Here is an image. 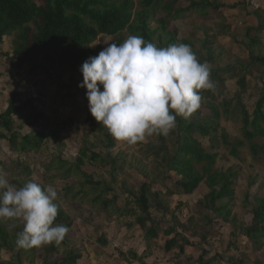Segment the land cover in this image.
Listing matches in <instances>:
<instances>
[{
  "label": "trees",
  "instance_id": "trees-1",
  "mask_svg": "<svg viewBox=\"0 0 264 264\" xmlns=\"http://www.w3.org/2000/svg\"><path fill=\"white\" fill-rule=\"evenodd\" d=\"M179 1L0 0V45L4 38L13 37L12 58L20 66L27 64L32 71L45 70L47 74L49 71H59V78L66 72L76 75L81 73L82 64L89 57L99 54L101 47L92 50V44L102 38L121 44L127 39L123 34L127 33V37L141 35L146 42L157 47L181 43L188 45L200 63L206 62L211 66L210 79L214 83L213 89L199 90L201 105L193 114L176 116V126L168 135L153 134L155 140L142 148L145 163L130 158L128 168L135 171L142 182L137 188L127 182L131 176L126 169L128 156L114 154L117 140L90 113L85 117L90 131L88 134L92 133L97 141L91 144L84 135L79 139L81 148L76 157L68 156L69 159H66L63 156L68 148L60 139L61 130L53 128L50 115L38 111L43 101H37L22 91H13L7 100L6 109L0 113V132L6 133L1 136L8 141L9 153L16 158L13 170L17 173L15 171L12 174L11 171L10 174L9 169H5L10 177L9 184L20 188L28 182H35L46 188L42 181L33 178L30 161L42 154L45 146L51 145V152L48 153L50 159L42 164L45 172L43 180L48 181L47 176L55 172V175L50 176L49 184L56 179L66 183L63 193L58 194L55 201L58 215L54 225H65L69 231L59 243L53 242L38 248H18L17 233L23 231L24 224L18 217L0 221V264H79L84 259V250L78 244L73 219L65 209V204L70 201L72 206L83 204L109 217L134 219L135 225L144 231L148 251L156 245L162 234L172 237L165 242L164 253L176 250L177 258H180L190 241L184 235L186 229L180 224L178 215L171 211L167 198L192 196L202 183L207 186L209 193L196 203V215L199 217L197 226L201 230L198 235L199 246L203 249L197 264H214L220 258L216 256L206 260L209 251L203 248L213 229L220 223L230 227L233 238L239 234L259 251L264 250V196L255 197L253 203L248 195L245 196L243 207L249 210L251 220L249 223H240L233 215L237 173L231 169L218 170L217 154L207 152L198 139H208L212 150L222 143L230 148L233 157L239 156V149L244 146V142L231 143L224 132L220 133L221 112L214 101L223 96L225 78L236 77L238 68L246 74L238 80L239 87L244 90L246 76L250 74L251 68L264 67V53L256 52L257 49H264L262 42L258 37H252V32L264 30V23L249 28L245 33L248 62L239 60L221 68L218 62L224 52L222 47L218 48L216 54L211 39L206 37L197 49L193 42L180 40V32L172 25L182 19L186 12H195L206 18L211 15L210 12L216 13L226 7L207 0H188L189 6L183 9ZM231 107V100L225 102L223 111L232 115L234 121H241V135L250 145L251 154L255 158L264 157V143H253L264 139V87L252 117L240 104L233 109ZM203 110L208 114H202ZM171 114L175 115L174 112ZM71 122H74L72 118L68 119L67 124ZM171 137L173 140L169 143ZM97 147L101 149L99 152L96 151ZM87 165H98L105 169L108 179L96 181L84 171ZM69 180H74L79 189L75 190ZM166 180H171L173 191H153L154 185ZM118 188L119 193L116 192ZM152 211L160 214L159 219L152 216ZM168 215H171L170 222L165 221ZM82 220L84 224L91 222L90 218ZM191 221L194 222V219L188 222ZM178 227L183 228L182 232ZM98 240L106 245L103 235ZM225 264L246 263L230 257ZM253 264H264V253Z\"/></svg>",
  "mask_w": 264,
  "mask_h": 264
},
{
  "label": "rangeland",
  "instance_id": "rangeland-1",
  "mask_svg": "<svg viewBox=\"0 0 264 264\" xmlns=\"http://www.w3.org/2000/svg\"><path fill=\"white\" fill-rule=\"evenodd\" d=\"M207 1L226 8H221L216 13L210 12L211 15L206 18L195 12H186L182 19L175 21L172 25L174 29L180 32V40L185 39L193 42L196 48L199 49L206 37L211 39L216 54L219 52L217 51L218 48L222 47L224 50L221 56L222 59L218 62V66L221 68H225L229 64L233 65L239 60L247 63L249 53L246 49L245 33L249 28H256L264 23V0ZM178 4L183 9L189 6L188 0H180ZM123 35L127 38V33ZM252 35H254L252 37L260 39L264 48V30L260 33L252 32ZM13 40V37H6L0 45V113L6 109L7 100L13 91H22L27 96H32L34 93L38 94V99L43 101V104L38 107V111L50 115L54 125L53 128L61 130L60 139L68 148L63 157L66 159H69L68 156L76 157L77 151L81 148V141L79 140L81 137L86 135L91 144L97 141L92 133L88 134L90 131L85 122L86 114L90 113V110L86 99L87 90L79 87L83 82L82 72L76 75L66 72L65 75L59 78V71H49L47 74L45 70L32 71L27 64L20 66L12 58ZM110 43H113L111 39L102 38L92 44L91 49L96 50L101 47L100 53ZM263 51L262 48L256 50L257 53L261 54L264 53ZM214 66H216V63H214ZM237 72L236 77L225 78L223 96H219L214 102L221 112L220 133L224 132L231 143L244 142V146L239 149V156L233 157L230 154V148L222 145L220 138L221 145L213 150L210 149L208 139L202 140L200 137L198 139L207 152L217 154L216 168L218 170L231 169L234 173H237L234 185L233 215L240 223H249L251 215L249 210L243 207V203L246 195L249 196L251 203H253L255 197L264 196V157L255 158L251 154L250 145L243 140L241 135V121L238 119L234 121L232 115L223 111V105L231 100L232 109L240 104L245 107L249 116L252 117L264 87V67L251 68L250 74L246 76L244 90L239 87L238 80L246 74L244 71L240 72L239 68ZM100 87L102 91L103 88ZM202 114L207 115L208 112L203 110ZM70 118L74 122L67 124ZM1 135H6V133L0 132V176H3L9 183L10 177L5 169L8 168V172L12 171L13 174L16 171L13 170L16 158L15 155L9 153L8 141L2 138ZM154 140V135H151L135 144L117 141V146L113 150L114 154L119 153L128 156L126 169L131 176L127 179V182L136 188L142 182L135 171L132 172L128 168L131 162L130 158L134 157V159H140L145 163L146 160L143 159L145 152L142 148ZM168 140L170 143L173 138L171 137ZM253 143L260 145L264 143V139L256 140ZM50 147L45 146L42 154L30 161L33 168V178L42 181L46 188L51 186L58 194H62L66 183L56 179L49 184L50 176L55 175V172L47 176L48 181L43 180L45 172L42 164L50 159L48 155L49 151L51 152ZM100 150L99 147L96 148V151L99 152ZM148 162L150 161L146 163ZM84 171L92 175L96 181L108 179L106 170L101 169L98 165H87ZM69 184L73 185L75 190L79 189L74 180H69ZM168 189L173 191L171 180L160 181L153 186V191L162 190L166 192ZM116 192H120L119 188ZM208 193L209 189L202 183L192 196L176 195L170 199L167 198L171 211L178 215L180 224H183L186 229L184 235L190 241L185 254L181 255L180 258H177L178 252L176 250L171 253H164L165 242L172 237L169 238L162 234L160 239L156 241V245L148 251L144 231L135 225L134 219L109 217V215L96 212L95 209L88 208L83 204H76L74 207L71 201L66 203L65 209L73 219V229L79 238L78 244L84 250V259L79 264H197L203 249L199 246L198 235L201 230L197 226L199 217L196 215V203L204 199ZM151 214L155 219L160 217V214L156 211H152ZM18 218L23 224L25 223L22 217ZM88 218L91 219V222L84 224L82 219ZM189 219H194V222H188ZM165 221L170 222L171 215L166 216ZM182 229V227H178L181 232ZM101 235L105 237L106 245L98 240ZM203 248L209 251L205 257L206 260L216 256L220 257L214 261V264H225L230 257L243 260L246 264H253L254 260L264 253V250L259 251L239 234L236 235V238H233L230 227L222 223L213 229L211 237H209ZM133 255H136L137 258ZM3 258H5V254H3ZM38 263L40 262L38 261Z\"/></svg>",
  "mask_w": 264,
  "mask_h": 264
},
{
  "label": "clouds",
  "instance_id": "clouds-1",
  "mask_svg": "<svg viewBox=\"0 0 264 264\" xmlns=\"http://www.w3.org/2000/svg\"><path fill=\"white\" fill-rule=\"evenodd\" d=\"M80 70L79 87L87 90L91 115L114 139L128 144L156 133L168 135L177 115L190 116L200 107L199 90L214 88L211 66L200 63L188 45L157 47L141 35L108 44ZM57 199L51 186L28 182L17 188L0 176V221L22 217L25 222L17 233L18 248H38L65 238L69 228L54 225Z\"/></svg>",
  "mask_w": 264,
  "mask_h": 264
},
{
  "label": "built area",
  "instance_id": "built-area-1",
  "mask_svg": "<svg viewBox=\"0 0 264 264\" xmlns=\"http://www.w3.org/2000/svg\"><path fill=\"white\" fill-rule=\"evenodd\" d=\"M37 95H38V94L34 93V94L32 95V98L38 101L39 99H38ZM38 96H39V95H38Z\"/></svg>",
  "mask_w": 264,
  "mask_h": 264
}]
</instances>
